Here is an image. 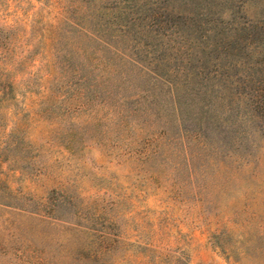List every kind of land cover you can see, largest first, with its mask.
<instances>
[{
	"label": "rangeland",
	"instance_id": "374dc122",
	"mask_svg": "<svg viewBox=\"0 0 264 264\" xmlns=\"http://www.w3.org/2000/svg\"><path fill=\"white\" fill-rule=\"evenodd\" d=\"M0 264H264V0H0Z\"/></svg>",
	"mask_w": 264,
	"mask_h": 264
}]
</instances>
